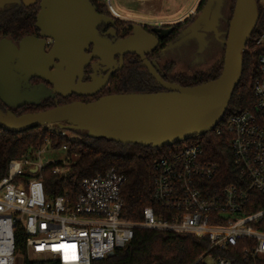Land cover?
I'll list each match as a JSON object with an SVG mask.
<instances>
[{"label":"built area","instance_id":"1","mask_svg":"<svg viewBox=\"0 0 264 264\" xmlns=\"http://www.w3.org/2000/svg\"><path fill=\"white\" fill-rule=\"evenodd\" d=\"M252 44L264 46V33ZM246 51L256 53L255 48ZM259 64L255 110L226 114L213 130L229 136L235 183L220 187L215 182L220 167L206 158L198 141L155 164L154 200L171 213L172 220L157 217L148 207L142 221H129L122 216L124 178L115 170L85 179L75 200L68 193L49 198L43 183L45 169L52 165L53 174L66 175L72 161L43 162L48 152H68L67 146L55 148L48 140L26 157L12 159L8 176L0 181V264H19L20 236L30 260L95 264L125 249L139 229L209 240L210 249L193 264H235L219 254L239 245L242 264L264 262V54ZM54 126L58 125L43 129L71 142L78 140Z\"/></svg>","mask_w":264,"mask_h":264},{"label":"water","instance_id":"2","mask_svg":"<svg viewBox=\"0 0 264 264\" xmlns=\"http://www.w3.org/2000/svg\"><path fill=\"white\" fill-rule=\"evenodd\" d=\"M223 1L210 0L197 21L184 31L186 37L168 50L193 38L199 23L210 19L215 4L219 13ZM16 4L26 8L39 6L35 28L40 37L28 36L19 43L8 38L0 41V101L5 106L12 110L40 106L48 94L52 95L50 98L96 96L114 71L104 79L93 77V82L83 84L84 71L91 60H100L104 65L116 53L137 55L165 92L115 94L90 103L57 104L45 111L22 115L0 108V129L23 134L64 124L63 129L86 132L92 138L156 149L198 139L212 132L225 118L242 80L245 52L260 16L257 0H236L224 42L221 75L200 85L183 87L165 82L148 61L146 55L157 48L158 40L141 26H135L133 37L116 45L100 39L97 26L102 22L108 24L111 19L98 14L91 0H0V12ZM215 28V24L213 30L204 28V35ZM158 31L171 33L172 29ZM49 40L53 46L47 50ZM92 45L93 53L88 55L86 51ZM35 78L49 83L53 87L51 92L44 86L30 89V81ZM113 256L114 253L109 257Z\"/></svg>","mask_w":264,"mask_h":264},{"label":"trees","instance_id":"3","mask_svg":"<svg viewBox=\"0 0 264 264\" xmlns=\"http://www.w3.org/2000/svg\"><path fill=\"white\" fill-rule=\"evenodd\" d=\"M259 2V0H257ZM101 2V3H100ZM100 6L108 9L105 0H100ZM259 7L260 4H259ZM259 21L247 45L245 52L242 80L232 97L227 116L244 111H254L256 98L254 86L261 77L259 59L264 54V46H253L254 39L264 33V9L260 8ZM39 12L38 6L29 8L23 5L8 6L0 13V41L8 38L15 42L36 32L35 24ZM184 23L177 24L182 28ZM221 65H215L207 72H199L191 78L177 77L175 82L184 87L200 85L219 78L222 72ZM109 94L152 93L150 82L143 69L135 63L127 64L112 81ZM48 100L40 106H29L16 110L17 115L37 113L54 108L60 101ZM57 130H60L57 128ZM76 135V142L60 138L43 128L33 129L23 134H12L0 129V181L8 176V165L12 159L26 157L30 152L43 147L49 140L53 147L67 146L68 157L72 161L70 170L66 175L52 173L53 166L44 171L43 183L49 198L68 193L72 200L81 192V185L85 179L103 175L115 170L123 176L121 198L124 203L123 218L129 221L143 220V211L152 207L157 217L169 221L173 216L166 212L154 200L155 164L157 160L169 158L180 152L184 147L198 141L206 154V158L220 167L216 183L224 187L236 182L237 169L233 164V155L230 149L228 135L222 136L215 131L204 136L177 145L153 148L139 145H123L103 137L92 138L86 132L69 131ZM261 207H256L258 210ZM251 212V210L249 211ZM209 240H198L192 235L176 233L137 230L134 240L123 250H117L113 257L95 264H193L197 258L210 249ZM18 248L22 252L19 264H59L53 260H30L25 252V239L19 237ZM220 256L232 259L235 264H242V245L221 252ZM257 264H264L258 262Z\"/></svg>","mask_w":264,"mask_h":264},{"label":"flooded vegetation","instance_id":"4","mask_svg":"<svg viewBox=\"0 0 264 264\" xmlns=\"http://www.w3.org/2000/svg\"><path fill=\"white\" fill-rule=\"evenodd\" d=\"M209 1L210 0H199L195 9V13L191 17L187 18L185 21L181 22L184 23L182 28H178L176 26L177 24L151 26L144 23H138L133 20H126L119 16H116L115 13L113 12L111 13V10L109 8L105 9L103 8V6H100L99 4L100 0H91V3L93 7H95L96 12L98 14L104 15L111 19L108 24L102 22L97 26V34L100 39L106 40L112 45H116L121 41L133 37L135 33V26L137 25L141 26L142 29L146 31V33L155 37L158 40L157 48L152 53L146 55L148 61L153 65V67L156 69L160 77L165 82L180 85L175 82V79H169L167 75L166 64L165 66L160 65L161 61L163 60L162 57H164V55L167 54L168 52L177 50V48L174 50H168V48L170 45L186 37V35H183L184 31L187 30L197 21V19L202 14ZM235 3L236 0H224L223 5L218 11L219 13L216 12L217 4L214 5L210 19L202 20L198 25V29H197L198 32L193 33L194 34L193 38L188 39L180 47H178V48H183L181 49L182 50L181 60L196 61V60H200L201 57H206L207 59L214 60L215 58H217L218 55L221 56L223 53L225 54L224 42L226 41L228 36L229 24L233 15V14L231 15V13H233L232 9H234L233 7H235L234 5ZM260 8L261 7H259V14L261 10ZM214 24L216 25L215 31H210V33L204 35L203 29L207 28L209 30H213ZM158 29L160 30L172 29V32L167 33V31H158ZM188 35H190V32L188 33ZM32 36L40 37V34L39 32L36 31L35 34ZM16 43H19V41ZM52 46H53V42L49 40L47 45V50H50ZM86 53L88 55H91L93 53V45L90 46V50L86 51ZM121 60L123 62V65H121ZM100 62L101 61L97 59L91 60V62L85 69L84 76L82 78L83 84H89L93 82V77H95V79H104L110 71H114V73L110 77L109 83L96 96L79 97L77 95H73L70 98H62V97L50 98V96L52 95L48 94L46 99H43L42 104L48 100H55V102L57 103L59 100L68 101L67 103H73V102L90 103L104 96L115 95V94H109L112 90V89L110 90L109 87L112 86L111 84L113 79L120 72L124 70L127 64L130 63L138 64L143 69L144 74L147 76V79L150 82V87L152 88L150 90L153 91L152 93L165 92V89L161 85H159L156 82V80L151 76L149 71L142 66V61L137 55L116 53L113 59L112 60L108 59L104 65H102ZM78 82L79 79L77 80V83ZM30 84H31V87H29L30 89L34 87L44 86L45 87L44 89H46L48 93L51 92V90L53 89V87L49 83L37 78L31 80ZM138 94H151V93H138ZM73 98H75L76 100L69 102V100ZM0 108L4 111L12 110L11 108L5 106L1 101H0ZM12 111L16 113V110H12Z\"/></svg>","mask_w":264,"mask_h":264},{"label":"rangeland","instance_id":"5","mask_svg":"<svg viewBox=\"0 0 264 264\" xmlns=\"http://www.w3.org/2000/svg\"><path fill=\"white\" fill-rule=\"evenodd\" d=\"M121 3L129 6H134L136 8L134 11L126 10L123 7L118 5V0H105L108 8L111 10V13L114 10V13L117 15H123L124 17H128L131 20L144 23L151 26H158L160 22H174L175 20L181 19L189 9L195 4L197 0H161L157 4L161 6V10L157 12L156 16H151L143 12L142 8H138L136 4H132L133 0H119ZM260 6L264 9V1L260 0L258 2ZM235 5V4H234ZM233 5V6H234ZM165 6V7H164ZM113 7V9H112ZM234 8V7H233ZM234 9H232L233 12ZM119 13V14H118ZM233 13H231L232 15ZM122 16V17H123ZM180 22H176L178 24ZM170 25V24H166ZM181 49L177 48L176 51L168 52L167 54L162 57L161 66H165L167 68V75L169 79H176L177 77H186L191 78L195 76L199 72H207L211 70L215 65H221L223 68V61H224V53L220 56L218 55L217 58L214 60L207 59L206 57H201L200 60H181ZM209 57V56H207ZM113 86V85H112ZM109 89L111 90V87ZM76 99L73 98L69 100V102L75 101ZM61 103H67L68 101L59 100ZM55 102V101H54ZM65 125H58L52 127V129L56 130L59 127H64ZM72 138H78L76 135L69 133ZM42 161L45 163H54V162H67L69 161L68 154L64 151L59 152H48L46 153ZM69 168V167H68Z\"/></svg>","mask_w":264,"mask_h":264},{"label":"crops","instance_id":"6","mask_svg":"<svg viewBox=\"0 0 264 264\" xmlns=\"http://www.w3.org/2000/svg\"><path fill=\"white\" fill-rule=\"evenodd\" d=\"M160 1L161 0H133V3L132 4L135 3L136 6L138 8H140V9L142 8L143 12H145L146 14L151 15V16H156L157 15V12L162 9L161 6H159L157 4ZM198 1L199 0H197L195 2V4L189 9V11L181 19L175 20L174 22H165V23L164 22H160L159 25H166V24L172 25V24H175L176 22H180L181 23V22L185 21L187 18L191 17L195 13V9H196V6L198 4ZM118 2H119L118 5L120 7L125 8L126 10H132V11H134L136 9V8H134V6L125 5V4L121 3L119 0H118ZM112 9H113V7H112ZM113 13H114V10H113ZM117 16H119V17H121L123 19H126V20H131L130 18L124 17L123 15H117Z\"/></svg>","mask_w":264,"mask_h":264}]
</instances>
